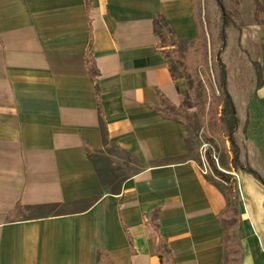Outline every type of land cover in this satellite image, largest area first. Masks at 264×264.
Instances as JSON below:
<instances>
[{
    "label": "crops",
    "instance_id": "obj_1",
    "mask_svg": "<svg viewBox=\"0 0 264 264\" xmlns=\"http://www.w3.org/2000/svg\"><path fill=\"white\" fill-rule=\"evenodd\" d=\"M157 16L177 42L198 39L192 0H0V264H103L99 251L115 264H160L161 239L174 264H226L227 198L189 153L187 127L160 114L182 99ZM254 29L251 76L240 92L229 84L241 161L264 179V25ZM109 148L138 163L118 194L87 154ZM218 167L238 176L242 264H264V184L231 161ZM54 204L77 209L13 216Z\"/></svg>",
    "mask_w": 264,
    "mask_h": 264
},
{
    "label": "trees",
    "instance_id": "obj_2",
    "mask_svg": "<svg viewBox=\"0 0 264 264\" xmlns=\"http://www.w3.org/2000/svg\"><path fill=\"white\" fill-rule=\"evenodd\" d=\"M192 1L194 17L199 30L198 39L201 38L205 41V45L206 47H208L207 50L209 51V56L211 57L210 61L213 67V74L215 76V82L218 88V94L214 93V99L216 101L217 107H220L219 130L229 144L231 165L235 170L241 169L251 173L256 179H258L264 184V179L249 165H245L241 161V149L236 141V135L239 130L240 121L237 116L234 98L230 90L229 80L231 76L229 72V67L224 61H222V56L224 55L228 46V41L225 33L226 29L232 27L237 29L238 32H240L242 27L245 26V22L242 19H237V12L228 9L225 0ZM250 2L253 8V23L255 25H264V2L262 0H250ZM237 4H239V1H237ZM164 29L166 30L168 36L171 38V45L176 48L178 44H181L177 42L174 33L169 28L166 20L161 16H157L155 19V32L160 40L159 48H161V43L164 42V44H166ZM172 53H174V56H176L175 51H172ZM161 54L169 65L173 80L176 81L177 78L172 68V62L169 60V57L166 56L164 50L161 51ZM175 59L178 58L175 57ZM87 65L89 68L91 79L96 82L97 76L99 75V71L97 69L95 60L91 54L88 56ZM136 65L143 66L146 65V62L139 61L136 62ZM260 76L261 72L259 71L258 77L260 78ZM190 90L191 92H194L193 89ZM97 93L99 95L98 89ZM162 103L164 104L166 102L163 101ZM98 110L101 130L104 138L106 139V123L103 117L104 115L100 104L98 105ZM160 114L164 118L174 119L183 124L182 120L178 119L176 116H173L171 114L166 115L161 112ZM188 149L189 153H192L193 149L190 147L189 142ZM110 150L111 149L109 148V151ZM87 154L90 161L94 164L95 168L97 169V172L99 173V176L101 178V182L105 186L106 190L112 194H118L120 192L121 184L124 180H126L127 176H124L123 179L119 182V174L109 167L108 161L105 157L90 149H87ZM208 156L212 176L207 177L210 182H212L216 187L221 190V192L227 198L228 203L227 211L221 215V221L226 226L229 233V238L227 239L226 243V264H242L243 252L241 239L238 232V226L241 222V201L238 192L237 180L232 174L225 173L219 169L214 159H212V154H209ZM221 161L222 160L220 159V164ZM196 162L199 164L200 168H202L201 160L199 161L196 159ZM103 173H106L107 176H109V180L105 179ZM19 208L25 211L38 210L51 211L54 214L64 213V207L58 204ZM27 218L29 217H18L16 219ZM157 255L159 257L160 264H174V260L168 248L167 242L163 239L159 241L157 247ZM98 260L103 264H115L112 258L108 254H105L103 251L98 252Z\"/></svg>",
    "mask_w": 264,
    "mask_h": 264
},
{
    "label": "rangeland",
    "instance_id": "obj_3",
    "mask_svg": "<svg viewBox=\"0 0 264 264\" xmlns=\"http://www.w3.org/2000/svg\"><path fill=\"white\" fill-rule=\"evenodd\" d=\"M225 2L228 9L237 12V19H242L245 22V26L240 31L241 34L235 28L226 29L228 46L222 56V61L229 67L233 80L232 86H235L237 92H240L246 84L245 79L248 80V77L251 76L250 60L256 56L258 49V39H256L254 29L256 25L252 21L253 8L250 0H225ZM164 34L166 44L161 43V49L165 51L166 56L172 62V68L182 96V104L176 107L166 102L162 105L160 112L166 115L171 114L182 120L188 129L189 143L193 149L191 155L195 159L201 160V163L208 167V175L212 176L211 170H209L208 155L212 154L213 159L215 154L219 157V161L222 160V166L227 167L231 161V156L229 144L219 130L220 107H217L214 99V93L218 94V88L210 61L211 57L207 50L208 47H206L205 41L200 38L191 43L178 44L175 48L171 45V38L165 29ZM240 37H242V43ZM172 51L176 52V56ZM249 84L247 82V86ZM190 89H193L194 92H191ZM107 154L111 156L106 155V153H103L102 156L107 158L110 168L113 167V163L117 165L113 169L118 170L119 182L124 176L138 170L137 161L118 148H111ZM103 175L105 179L109 180L106 173ZM235 178L238 181V178ZM75 209L77 207L65 208L64 211ZM51 213V211H25L19 208L13 216L14 218L31 217Z\"/></svg>",
    "mask_w": 264,
    "mask_h": 264
},
{
    "label": "built area",
    "instance_id": "obj_4",
    "mask_svg": "<svg viewBox=\"0 0 264 264\" xmlns=\"http://www.w3.org/2000/svg\"><path fill=\"white\" fill-rule=\"evenodd\" d=\"M213 159H214V161H215V163L217 164V166H219V157H217L215 154L213 155ZM208 167L205 165V164H202V171H203V173L205 174V175H208L209 173H208V169H207ZM209 170H210V168H209ZM235 177H237L238 178V176L237 175H235Z\"/></svg>",
    "mask_w": 264,
    "mask_h": 264
}]
</instances>
